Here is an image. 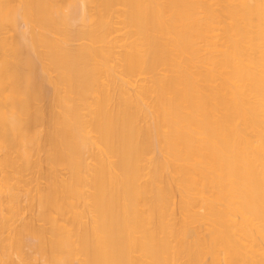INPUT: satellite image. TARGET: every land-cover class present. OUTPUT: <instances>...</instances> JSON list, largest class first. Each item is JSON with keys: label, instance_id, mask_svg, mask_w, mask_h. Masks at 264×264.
I'll return each instance as SVG.
<instances>
[{"label": "bare ground", "instance_id": "1", "mask_svg": "<svg viewBox=\"0 0 264 264\" xmlns=\"http://www.w3.org/2000/svg\"><path fill=\"white\" fill-rule=\"evenodd\" d=\"M0 264H264V0H0Z\"/></svg>", "mask_w": 264, "mask_h": 264}]
</instances>
